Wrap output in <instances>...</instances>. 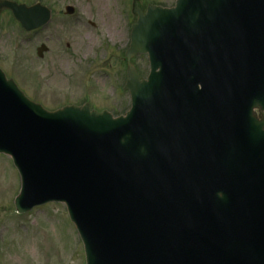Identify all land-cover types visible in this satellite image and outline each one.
Masks as SVG:
<instances>
[{
  "label": "water",
  "instance_id": "1",
  "mask_svg": "<svg viewBox=\"0 0 264 264\" xmlns=\"http://www.w3.org/2000/svg\"><path fill=\"white\" fill-rule=\"evenodd\" d=\"M4 10L25 31L50 18L39 4ZM132 12L124 116L48 112L0 71L17 214L64 204L85 264H264V0H134Z\"/></svg>",
  "mask_w": 264,
  "mask_h": 264
},
{
  "label": "rangeland",
  "instance_id": "2",
  "mask_svg": "<svg viewBox=\"0 0 264 264\" xmlns=\"http://www.w3.org/2000/svg\"><path fill=\"white\" fill-rule=\"evenodd\" d=\"M11 1L28 6L39 3L53 12L51 21L30 44L23 43L28 36L17 25L10 24L7 17L0 21V68L7 71L21 91L30 99H37L48 111L88 103L97 112L107 111L114 117L125 115L130 101L122 91L124 52L136 19L131 13L134 0ZM137 1L143 9L147 5L170 7L173 2ZM68 5L74 8L71 16L64 14ZM39 43L49 45L51 52L46 58H49L47 72L38 77L41 95L37 97L25 83L23 69L8 71V68L16 58L15 47H20L17 53L22 61L35 55ZM67 44L71 46L66 48ZM61 60L68 65L71 61L74 66V77L68 82L57 75ZM132 64L141 77H146V56H136ZM19 191L16 168L9 157L0 154V264H85L82 244L64 205L50 203L18 215L14 201Z\"/></svg>",
  "mask_w": 264,
  "mask_h": 264
},
{
  "label": "flooded vegetation",
  "instance_id": "3",
  "mask_svg": "<svg viewBox=\"0 0 264 264\" xmlns=\"http://www.w3.org/2000/svg\"><path fill=\"white\" fill-rule=\"evenodd\" d=\"M175 1L176 0H173L172 5L170 7H172L174 5ZM50 11H51V18H52L53 12H52V10H50ZM3 17H7L8 22L10 24H15L20 29V26L18 24L14 23L12 15L9 11H4L0 14V21L3 19ZM42 30H43V28L29 32V33H25L28 37L23 41V43L30 44V43L34 42L33 37L36 36ZM45 40L48 41L49 38H46ZM60 40H58L59 43H60ZM70 46H71V44H67L66 48H68ZM40 47L43 48V51H45V52H44V54L39 56L38 55V49ZM19 48L20 47H15L16 58L14 59L13 63H10V67L8 68V71H17L20 68L23 69V70H21V72H23V77H24L25 83L31 88L33 93L38 97L39 95H41V93L38 91V88L40 86V82H39L38 77L40 75H42L43 73L47 72V67L49 66V65H47V63L49 61L48 60L49 58L48 59H46V58L49 55V53L51 52V48H49V45L39 43L38 47L35 49V55H31L30 58L29 57L24 58L22 61H20L19 54L17 53V51H19L18 50ZM2 59L5 60V58H2ZM66 61L68 62L69 60H66ZM73 69H74V66H72L71 61H69V65H68L65 63V61L61 60L58 63V69H57V75H58L59 79L63 80V81L65 80L66 82H68L69 80H72L74 77ZM3 72L7 76V73H6L7 71L6 72L3 71ZM7 78H9V77L7 76ZM43 82L46 83L45 81H43ZM124 83H125V81H124ZM123 87H124V85H123ZM59 95L61 96V93H59ZM30 100L35 102V103H38L37 99H33V100L30 99Z\"/></svg>",
  "mask_w": 264,
  "mask_h": 264
}]
</instances>
